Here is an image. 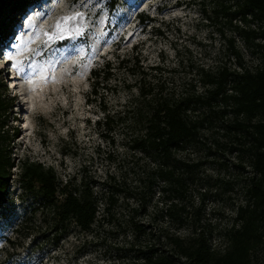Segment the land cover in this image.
<instances>
[{
	"label": "rangeland",
	"instance_id": "1",
	"mask_svg": "<svg viewBox=\"0 0 264 264\" xmlns=\"http://www.w3.org/2000/svg\"><path fill=\"white\" fill-rule=\"evenodd\" d=\"M213 1L40 0L18 12L0 40V82L13 103L5 129L10 135L18 131L10 147L12 158L16 163H42L63 183L82 181L99 194L107 178L114 177L122 192L114 218L101 212L92 231L74 224L65 231L56 228L51 207L39 205L38 198L23 191L21 168L16 166L6 202L0 205V264H135L141 261L140 251L171 254L168 236L190 241L201 232L216 254L224 253L226 233L234 225V209L244 199L249 176L238 168L243 165L248 171L247 160L242 164L229 149L233 135L219 122L207 121L197 147L180 155L201 163L191 185L189 210L192 205L201 208L211 231H192L190 226L177 230L159 213L158 195L146 201V212L134 213L139 195L148 191L140 180L143 161L127 146L129 135L121 127L101 132L97 122L104 114L99 102L88 100L91 70L117 55L135 53L144 64L159 65V82L176 95L194 87L201 91L197 71L202 67L233 66L227 38L235 34L221 19H207L213 15ZM140 15L147 18L142 21ZM71 17L75 19L67 20V34L59 38L57 24ZM236 44L246 67L259 65V56L239 38ZM120 95L103 92L101 102L117 110L127 97L124 91ZM133 220L146 231H133ZM252 261L264 264V237Z\"/></svg>",
	"mask_w": 264,
	"mask_h": 264
},
{
	"label": "trees",
	"instance_id": "2",
	"mask_svg": "<svg viewBox=\"0 0 264 264\" xmlns=\"http://www.w3.org/2000/svg\"><path fill=\"white\" fill-rule=\"evenodd\" d=\"M38 1L0 0V40L20 16L18 12ZM213 2V15L209 17L204 9L203 13L207 19H221L234 32L235 37L227 38V50L234 65L221 63L199 69L201 91L194 87L193 92L168 93L159 82L162 71L159 65H146L135 53L104 59L90 73L92 99L89 96L88 100L99 102L104 114L97 122L99 129L110 133L121 127L129 135L127 146L143 161L139 166L140 180L148 191L138 197L134 211L137 215L146 212V201L158 195L162 205L159 213L177 230L190 226L192 231H211L203 223L201 208L192 205L189 210L191 185L201 163L180 156L197 147L207 121L219 122L226 128L228 135H233L230 151L237 153L242 164L245 159L248 162V171L243 165L238 167L249 176L245 179L244 199L234 209V225L226 233L228 246L224 253L216 254L212 250L205 232L190 241L173 234L166 237L171 254L140 251L143 255L138 261H141L135 264H253V252L264 237V0ZM145 18L140 15L142 21ZM236 38L259 56V65L246 67ZM5 91L7 87L0 82V205L6 202L12 170L20 166L21 188L38 198L39 205L54 210L56 228L66 231L74 224L81 231L90 232L101 212L103 217L114 218L122 192L113 184L114 177L107 178L104 191L99 194L82 181L79 185L72 179L63 183L54 169L42 163L15 162L10 147L18 131L10 135L5 129L7 114L13 108L12 99H7ZM123 91L127 97L119 102V109L110 111L101 102L103 92L121 99ZM28 215L26 212L25 222ZM130 226L133 231H146L134 220Z\"/></svg>",
	"mask_w": 264,
	"mask_h": 264
},
{
	"label": "snow or ice",
	"instance_id": "3",
	"mask_svg": "<svg viewBox=\"0 0 264 264\" xmlns=\"http://www.w3.org/2000/svg\"><path fill=\"white\" fill-rule=\"evenodd\" d=\"M68 19H75V17L66 18L65 21L60 22V23L57 24V32H58V34H59V38H61V39H63L64 36H65V35L67 34V32H68V30H67L66 27H65V25H66ZM49 39L52 40V39H55V37H51V36H50ZM17 67H19L18 64H17Z\"/></svg>",
	"mask_w": 264,
	"mask_h": 264
}]
</instances>
